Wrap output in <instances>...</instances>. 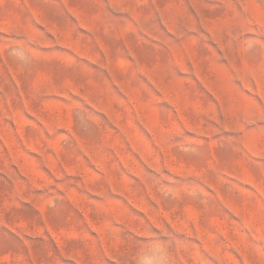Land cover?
Here are the masks:
<instances>
[{
	"label": "rangeland",
	"instance_id": "rangeland-1",
	"mask_svg": "<svg viewBox=\"0 0 264 264\" xmlns=\"http://www.w3.org/2000/svg\"><path fill=\"white\" fill-rule=\"evenodd\" d=\"M0 264H264V0H0Z\"/></svg>",
	"mask_w": 264,
	"mask_h": 264
}]
</instances>
